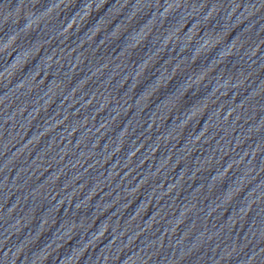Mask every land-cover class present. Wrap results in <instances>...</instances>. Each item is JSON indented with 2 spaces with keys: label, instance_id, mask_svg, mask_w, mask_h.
I'll return each mask as SVG.
<instances>
[{
  "label": "water",
  "instance_id": "water-1",
  "mask_svg": "<svg viewBox=\"0 0 264 264\" xmlns=\"http://www.w3.org/2000/svg\"><path fill=\"white\" fill-rule=\"evenodd\" d=\"M0 264H264V0H0Z\"/></svg>",
  "mask_w": 264,
  "mask_h": 264
}]
</instances>
